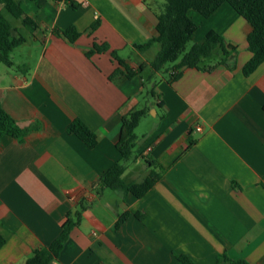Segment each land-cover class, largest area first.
I'll use <instances>...</instances> for the list:
<instances>
[{
	"label": "crops",
	"instance_id": "0c3cea01",
	"mask_svg": "<svg viewBox=\"0 0 264 264\" xmlns=\"http://www.w3.org/2000/svg\"><path fill=\"white\" fill-rule=\"evenodd\" d=\"M162 6L161 0H25L37 26L31 33L0 5L16 35L27 39L12 54L13 68L0 65L2 106L21 127L40 126L24 143L10 136L0 143V264H25L78 212L53 264H178L180 255L216 264L222 254L264 264V63L243 74L252 58L251 26L228 3L210 18L190 11L199 26L193 45L219 33L238 47L235 67L185 69L174 83L157 74L155 94L147 96L143 83L159 46L144 52L135 46L157 36ZM71 27L81 35L74 44L54 34ZM95 44L110 51L88 58ZM111 52L134 69L147 67L133 80L111 81L119 68ZM146 105L137 160L124 178L143 181L151 173L145 161L165 175L141 199L100 189L96 184L119 159L123 117ZM77 118L97 135L95 149L67 133Z\"/></svg>",
	"mask_w": 264,
	"mask_h": 264
},
{
	"label": "trees",
	"instance_id": "16d2710c",
	"mask_svg": "<svg viewBox=\"0 0 264 264\" xmlns=\"http://www.w3.org/2000/svg\"><path fill=\"white\" fill-rule=\"evenodd\" d=\"M25 0H0L14 19L22 22L23 26L31 33L37 28L35 22L23 9ZM38 4L42 0H30ZM228 3L242 16L251 26L248 35L249 50L252 53L251 60L244 66L243 74L248 77L253 74L264 63V0H165L161 11L157 14V36L147 43L135 48L141 52L147 51L155 45L159 51L155 59L148 65L152 75L143 83V89L147 96H154L156 83L153 76L157 74L168 75L169 83L178 81L185 69H197L202 72H211L217 66H226L229 69L235 67L238 47L229 43L222 35L215 31L207 34L204 43L194 44L187 52V46L192 42L194 35L199 29L198 24L190 17V11H196L204 18L213 16L222 5ZM75 8V7H74ZM54 34L62 36L72 44L80 38V33L71 27L66 30L56 29ZM27 43L26 37L16 35V29L12 23L0 13V65L13 68L12 54L14 51ZM110 51L108 45H97L87 52V57L94 54H103ZM112 58L117 62L119 68L110 76V80H133L141 76L147 66L132 68L126 61L118 56L117 52H111ZM217 63L209 65L211 62ZM17 69H21L17 67ZM162 106L163 104H159ZM149 106L136 109L124 116L120 139L116 145L119 153L118 161L101 177L96 186L100 189H109L124 196L132 195L141 199L148 194L154 186L163 178L166 170L156 162L145 161L151 169V173L141 182H128L124 175L129 164L137 160L135 150L137 147L136 130L143 118L149 113ZM40 126L34 124L31 127H21L15 119L4 109L0 98V143L2 138L10 136L20 143L26 141L27 136ZM69 135H75L90 149L98 145L97 135L79 118L75 119L67 127ZM130 213L123 214L116 223L118 230L128 219ZM139 220H144V214H136ZM76 220L68 218L63 225L60 236L48 247L36 249L33 256L25 264H53L60 258L70 235L80 221V212L76 214ZM5 240L0 239V248ZM178 264H196L191 258L177 256ZM216 264H251L246 260H231L226 254L219 255Z\"/></svg>",
	"mask_w": 264,
	"mask_h": 264
},
{
	"label": "rangeland",
	"instance_id": "374dc122",
	"mask_svg": "<svg viewBox=\"0 0 264 264\" xmlns=\"http://www.w3.org/2000/svg\"><path fill=\"white\" fill-rule=\"evenodd\" d=\"M162 1V3L163 4H165V0H161ZM4 13H5V16L12 22V23H19V21L18 20H16V19H14L8 12H6V11H4ZM193 45V43L192 42H190L189 44H188V46H187V49H186V51L188 52L189 50H190V48H191V46ZM130 57H131V55H130ZM131 58H133V60L135 59V57L133 56V57H131ZM144 127V126H143ZM140 131H144V128H142V130H140ZM142 138V137H141Z\"/></svg>",
	"mask_w": 264,
	"mask_h": 264
},
{
	"label": "built area",
	"instance_id": "2783aa9c",
	"mask_svg": "<svg viewBox=\"0 0 264 264\" xmlns=\"http://www.w3.org/2000/svg\"><path fill=\"white\" fill-rule=\"evenodd\" d=\"M65 1H66V2H69V1H71V0H65ZM95 16L98 17V13H95ZM198 130L201 131L202 129L199 128ZM147 152H148V153L151 152V148H148V149H147Z\"/></svg>",
	"mask_w": 264,
	"mask_h": 264
}]
</instances>
